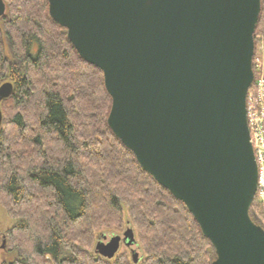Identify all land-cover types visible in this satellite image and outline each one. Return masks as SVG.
Here are the masks:
<instances>
[{
	"label": "water",
	"instance_id": "obj_1",
	"mask_svg": "<svg viewBox=\"0 0 264 264\" xmlns=\"http://www.w3.org/2000/svg\"><path fill=\"white\" fill-rule=\"evenodd\" d=\"M48 3L79 56L103 73L109 128L186 206L211 242L212 264H264V229L250 216L258 169L246 110L261 0ZM12 92L0 86V131ZM121 241L134 247V231ZM121 241L104 233L95 253L111 260Z\"/></svg>",
	"mask_w": 264,
	"mask_h": 264
},
{
	"label": "trees",
	"instance_id": "obj_2",
	"mask_svg": "<svg viewBox=\"0 0 264 264\" xmlns=\"http://www.w3.org/2000/svg\"><path fill=\"white\" fill-rule=\"evenodd\" d=\"M4 1L0 86L13 92L2 103L0 204L18 221L7 233L12 264H132L90 253L97 233L120 229L123 206L144 252L137 264H212L186 206L109 128L103 73L79 56L48 0ZM262 32L261 11L254 36ZM250 216L264 229L257 198Z\"/></svg>",
	"mask_w": 264,
	"mask_h": 264
},
{
	"label": "rangeland",
	"instance_id": "obj_3",
	"mask_svg": "<svg viewBox=\"0 0 264 264\" xmlns=\"http://www.w3.org/2000/svg\"><path fill=\"white\" fill-rule=\"evenodd\" d=\"M262 1L264 0H261L262 17L264 18V3L262 5ZM254 40H255V55L253 59V70H255L257 67H261L262 69H264V32L257 33L254 36ZM122 220L123 222L121 224L120 229L102 230L101 232L96 234V238L101 236L104 233H109V234L117 235L121 241L123 238L124 232L127 229H132L134 231V235L136 239L135 247L127 248L125 245L121 243V246H120L119 251L117 252V255L109 261L113 262L114 260L118 258L124 257V258H127L129 262H131L132 264L133 262L137 264L139 262V259H140V262L144 260V252L138 240L135 226L132 224L129 218V213H128V209L126 206H123V219ZM17 224H18V221L13 220L11 216L8 215L7 210L0 204V264H12V262L15 261L16 252L11 251L9 248V244L7 241L8 240L7 233L11 231ZM96 244H97V241L95 242L93 248L90 251L92 255H96L95 254ZM134 249H136L134 252L137 253V257H136L137 259L135 258L132 262L131 252ZM96 256H98L102 260H106L100 255H96Z\"/></svg>",
	"mask_w": 264,
	"mask_h": 264
},
{
	"label": "built area",
	"instance_id": "obj_4",
	"mask_svg": "<svg viewBox=\"0 0 264 264\" xmlns=\"http://www.w3.org/2000/svg\"><path fill=\"white\" fill-rule=\"evenodd\" d=\"M253 73L254 80L247 94L246 110L250 143L258 169L255 198L264 209V69L257 67Z\"/></svg>",
	"mask_w": 264,
	"mask_h": 264
},
{
	"label": "flooded vegetation",
	"instance_id": "obj_5",
	"mask_svg": "<svg viewBox=\"0 0 264 264\" xmlns=\"http://www.w3.org/2000/svg\"><path fill=\"white\" fill-rule=\"evenodd\" d=\"M123 239V238H122ZM121 243L123 244V242L121 241ZM124 245V244H123ZM135 247V246H134ZM133 248V247H132ZM136 249H134V250H132V252H131V257H132V260H134V257H133V252L135 251ZM96 254V253H95ZM96 255H98V254H96ZM117 255V254H116ZM101 257H103L104 258V256H102V255H100ZM106 259V258H105ZM107 260V259H106Z\"/></svg>",
	"mask_w": 264,
	"mask_h": 264
}]
</instances>
